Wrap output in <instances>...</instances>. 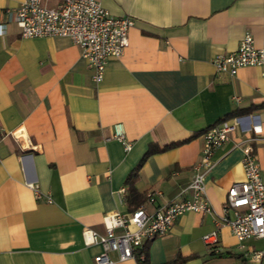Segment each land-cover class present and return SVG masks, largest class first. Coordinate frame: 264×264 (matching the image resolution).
<instances>
[{
	"label": "crops",
	"instance_id": "obj_1",
	"mask_svg": "<svg viewBox=\"0 0 264 264\" xmlns=\"http://www.w3.org/2000/svg\"><path fill=\"white\" fill-rule=\"evenodd\" d=\"M22 1L0 0V264H96L101 245L86 244L82 232L105 234V214L137 207L122 197L149 148L133 185L139 205L152 212L191 198L203 132L233 116L257 126L251 144L264 180V62L234 76L212 64L246 32L264 48V0H97L133 21L123 55L107 61L97 83L69 38L20 36L6 11ZM116 123L124 141L113 137ZM242 138L232 133L205 175L211 212L181 214L165 235L146 242L145 264H264V256L245 254L264 249V240L241 248L218 222L227 190L244 179L236 146ZM213 230L219 253L202 241ZM109 258L138 264L116 252Z\"/></svg>",
	"mask_w": 264,
	"mask_h": 264
},
{
	"label": "built area",
	"instance_id": "obj_2",
	"mask_svg": "<svg viewBox=\"0 0 264 264\" xmlns=\"http://www.w3.org/2000/svg\"><path fill=\"white\" fill-rule=\"evenodd\" d=\"M6 15L19 29L22 38L64 36L78 47L80 57L92 70L94 82L103 79L105 66L110 58H119L128 45V30L133 26L129 16H113L97 0H60L56 6H46L43 0H23L16 8L8 9ZM5 34V24H0V35ZM264 62V48L254 46L253 37L246 32L236 50L216 54L212 64L216 73L234 76L239 69L260 66ZM249 116H233L230 120L208 127L202 134L200 156L193 165V175L188 188L191 198L156 207L147 212L144 205L131 211L113 212L103 216L105 234L91 229L82 232L86 244L98 243L102 252L94 257L96 264H111L110 252H116L118 260L133 259L138 264L145 262V244L165 235L174 221L186 211L211 212L206 196L205 175L213 166L215 152L239 131L244 179L235 181L227 190L226 202L218 222L228 225L236 240L243 243L249 239L264 240V180L251 142L256 138L257 126H249ZM248 134V135H247ZM113 137L124 141L121 123L114 125ZM130 149V144H125ZM119 192L125 193L122 188ZM122 199L125 201L124 196ZM154 201L152 193L147 202ZM231 215V217H230ZM218 230L202 235L203 243L212 253H219ZM259 260L264 249L249 248L246 253Z\"/></svg>",
	"mask_w": 264,
	"mask_h": 264
},
{
	"label": "trees",
	"instance_id": "obj_3",
	"mask_svg": "<svg viewBox=\"0 0 264 264\" xmlns=\"http://www.w3.org/2000/svg\"><path fill=\"white\" fill-rule=\"evenodd\" d=\"M237 113L233 114L236 115ZM153 152V149L149 148V150L146 152V154L144 155V157L141 159V161L138 163V165L130 172V174L127 177L126 183H127V196L125 197L127 204L130 207H136L139 205L140 203V198L141 196L139 195V193L136 191V189L134 188V181L136 180L137 177V173L139 168L142 166V164L144 163L145 159L150 155V153ZM131 208V209H133ZM145 251V249H144ZM145 264V262H144Z\"/></svg>",
	"mask_w": 264,
	"mask_h": 264
}]
</instances>
